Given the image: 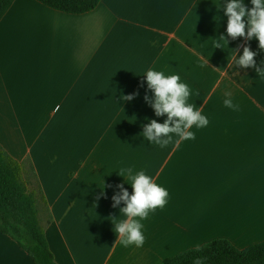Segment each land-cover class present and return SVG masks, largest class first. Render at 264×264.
<instances>
[{
	"label": "crops",
	"instance_id": "crops-1",
	"mask_svg": "<svg viewBox=\"0 0 264 264\" xmlns=\"http://www.w3.org/2000/svg\"><path fill=\"white\" fill-rule=\"evenodd\" d=\"M223 3L102 0L68 15L15 0L1 19L0 146L43 194L56 264H163L214 240L239 250L264 242V74L234 65L243 38L214 49L227 37ZM247 43L264 68L258 41ZM148 69L189 85L188 102L209 120L190 129L195 140L161 148L142 136L152 119H166L144 99L153 95ZM126 167L169 193L141 221L142 247H124L112 223L125 218L123 202L112 207L115 186L132 192L118 174ZM0 264L35 263L0 233Z\"/></svg>",
	"mask_w": 264,
	"mask_h": 264
},
{
	"label": "clouds",
	"instance_id": "clouds-1",
	"mask_svg": "<svg viewBox=\"0 0 264 264\" xmlns=\"http://www.w3.org/2000/svg\"><path fill=\"white\" fill-rule=\"evenodd\" d=\"M250 3L252 7L248 8L244 0H225L221 7L227 17V37L220 35L214 41L213 47L222 49L221 42L228 45V37L233 41L243 38L246 43L232 49L234 65L243 69L254 68L256 73L264 74V68L256 63L257 53L251 50L247 43L253 39L257 40L259 50L264 52V0H250ZM240 47L243 48L242 55L237 54ZM261 63L264 64V61ZM144 76H146L148 89L153 93L151 97L146 94L145 101L154 110L155 116H166V119L163 123L152 119L150 123L144 125L142 136L148 142L155 143L161 148L171 143L179 144L181 141L195 140V133L190 129L193 126L204 128L209 124V120L202 114L201 108L188 102L192 95L189 85L181 82L179 75H165L164 72L153 69H148ZM138 95V92L127 96L122 95V99L131 101ZM226 96L230 97L231 94L226 93ZM224 105L235 111L239 110V105L234 104L231 98L225 99ZM174 136L177 138L175 141ZM118 174L125 178L127 183L130 181L128 184L132 192L130 194L122 183L115 186L119 190L111 197L112 207H118L121 202L125 205L120 208L124 219L118 220L117 217H112L115 234H119L120 243L124 247L130 245L142 247L145 236L142 232L141 221L146 220L150 212L165 207L169 193L143 170L134 173L131 167H126L121 168ZM105 187L104 183L100 196L106 198ZM199 250L198 247L197 251ZM205 259L197 257L193 264H204Z\"/></svg>",
	"mask_w": 264,
	"mask_h": 264
},
{
	"label": "trees",
	"instance_id": "trees-1",
	"mask_svg": "<svg viewBox=\"0 0 264 264\" xmlns=\"http://www.w3.org/2000/svg\"><path fill=\"white\" fill-rule=\"evenodd\" d=\"M15 0H0V21ZM59 13L83 15L94 11L102 0H34ZM50 215L32 172L14 161L0 146V233L14 241L35 264H56L45 229ZM187 250L163 264H264V242L239 250L226 240H214Z\"/></svg>",
	"mask_w": 264,
	"mask_h": 264
}]
</instances>
